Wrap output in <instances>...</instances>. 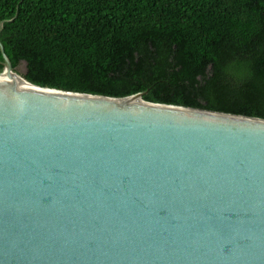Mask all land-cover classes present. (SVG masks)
<instances>
[{
    "label": "water",
    "instance_id": "1",
    "mask_svg": "<svg viewBox=\"0 0 264 264\" xmlns=\"http://www.w3.org/2000/svg\"><path fill=\"white\" fill-rule=\"evenodd\" d=\"M0 51V264H264L263 118L40 87Z\"/></svg>",
    "mask_w": 264,
    "mask_h": 264
},
{
    "label": "trees",
    "instance_id": "2",
    "mask_svg": "<svg viewBox=\"0 0 264 264\" xmlns=\"http://www.w3.org/2000/svg\"><path fill=\"white\" fill-rule=\"evenodd\" d=\"M2 21L34 85L264 119V0H0Z\"/></svg>",
    "mask_w": 264,
    "mask_h": 264
},
{
    "label": "rangeland",
    "instance_id": "3",
    "mask_svg": "<svg viewBox=\"0 0 264 264\" xmlns=\"http://www.w3.org/2000/svg\"><path fill=\"white\" fill-rule=\"evenodd\" d=\"M24 70H25V67H24V65L21 63V65L18 67V69H17V73L19 74V75H23V72H24Z\"/></svg>",
    "mask_w": 264,
    "mask_h": 264
}]
</instances>
